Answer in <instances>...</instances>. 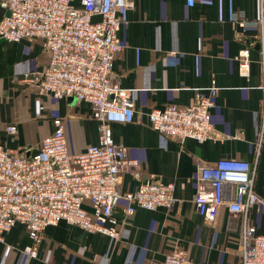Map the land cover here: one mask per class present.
Listing matches in <instances>:
<instances>
[{
	"label": "crops",
	"instance_id": "crops-1",
	"mask_svg": "<svg viewBox=\"0 0 264 264\" xmlns=\"http://www.w3.org/2000/svg\"><path fill=\"white\" fill-rule=\"evenodd\" d=\"M79 6L80 0H72ZM131 8L119 11L122 50L113 71L123 90L131 94L136 111L127 121L110 115L109 138L127 149L140 164L138 180L120 177L123 193L141 182L173 184L176 200L171 210L136 208L125 216L122 200L114 209L119 238L90 234L64 222L47 227L37 258L23 249L32 244L23 225L16 224L0 242V264H163L180 248L198 264H238L237 250L243 230L241 215L221 207L216 220L207 224L193 204L200 166L230 159L253 163L261 129L263 138L256 159L255 193L264 202V110L261 68L253 26L231 20L234 12L248 22L259 16L256 0H130ZM5 13L0 10V19ZM95 20H97L95 18ZM249 49L248 76L239 75L236 57ZM48 55L39 41L17 43L0 39V146L7 150L38 152L42 141L55 131L53 121L63 120L68 152L81 154L97 144V122L92 108L67 96L39 95L23 79L44 70ZM215 79L218 94L210 111L215 137L194 140L168 139L154 131L147 114L169 105L181 108L195 103L197 94L208 93ZM15 125V135L5 131ZM248 225L264 233V208L251 211Z\"/></svg>",
	"mask_w": 264,
	"mask_h": 264
},
{
	"label": "built area",
	"instance_id": "built-area-1",
	"mask_svg": "<svg viewBox=\"0 0 264 264\" xmlns=\"http://www.w3.org/2000/svg\"><path fill=\"white\" fill-rule=\"evenodd\" d=\"M256 1L259 16L255 21L248 22L238 12L232 13L231 20L257 29L250 46H256L259 54L264 95V0ZM132 6L130 0H80L79 6L72 0H0V10L5 13L0 19V39L10 43L39 41L48 55L43 71L27 73L23 79L39 95L55 99L71 96L89 104L97 122V144L76 156L68 152L61 119L53 121L55 131L35 154L0 146V242L16 224L23 225L32 241L23 249L29 259L37 258L47 227L64 222L115 241L119 232L114 209L122 200L126 202L125 216H132L136 208L171 210L175 205L173 184L146 181L131 192L121 191L120 177L132 174L138 180L140 164L128 156L124 146L113 144L109 138L108 117L119 115L127 121L136 111L131 94L121 88L113 71L122 50L119 11ZM236 61L239 75L248 76L249 49L241 50ZM217 94L216 81L211 79L208 93L197 94L192 106L153 109L147 114L149 124L168 139L204 143L215 137L210 111ZM5 131L15 135L16 127L9 125ZM262 138L261 129L253 163L222 159L212 166H200L197 172L193 204L203 221L212 224L221 207L243 218L238 264H264V233L248 225L249 213L264 208L254 191ZM163 264L198 263L187 259L177 247Z\"/></svg>",
	"mask_w": 264,
	"mask_h": 264
}]
</instances>
